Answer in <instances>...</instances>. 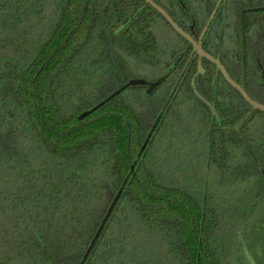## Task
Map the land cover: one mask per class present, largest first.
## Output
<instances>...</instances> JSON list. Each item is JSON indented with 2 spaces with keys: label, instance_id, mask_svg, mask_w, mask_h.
I'll return each mask as SVG.
<instances>
[{
  "label": "trees",
  "instance_id": "1",
  "mask_svg": "<svg viewBox=\"0 0 264 264\" xmlns=\"http://www.w3.org/2000/svg\"><path fill=\"white\" fill-rule=\"evenodd\" d=\"M152 1L187 34L218 2ZM224 4L239 20L264 0ZM248 22L245 90L264 106V11ZM210 37L239 84V31ZM186 46L144 0H0V264H79L120 189L83 264H264V113L235 132L249 105L205 59L192 89L195 57L142 150L190 52L149 103L144 87L112 96Z\"/></svg>",
  "mask_w": 264,
  "mask_h": 264
},
{
  "label": "water",
  "instance_id": "2",
  "mask_svg": "<svg viewBox=\"0 0 264 264\" xmlns=\"http://www.w3.org/2000/svg\"><path fill=\"white\" fill-rule=\"evenodd\" d=\"M145 3H147L150 7H152L155 11H157L164 19L165 21L170 25V27L178 34L180 35L183 39H185L188 43L187 47L185 48V50L181 53H179L178 55H176V57L173 59L172 65L171 67L163 74L162 77H160V79H158L156 82L153 83H148L144 80L141 79H134L131 80L127 85H125L124 87H122L119 91H117L114 95H117L119 92H121L122 90H124L125 88L131 86V87H144V86H148V90L147 92H151L153 91L156 87H158V85L162 82V80L169 74L170 70H172L173 67H175L179 61L181 60V58L183 57V55L189 50V48L192 49L193 53H196L200 58H204L207 61H209L210 63H212L216 69L219 71V73L221 74V76L223 77V79L225 80V82L234 90H236L240 96L243 98L244 102L247 103L249 105V111L248 113L240 120L238 121V123L235 125L234 127V131L238 132L241 127L244 125V123L250 118V116L252 115V113L254 111H261L264 113V106L260 105L256 102H254L252 99H250V97L248 96V94L246 93L245 90V30L248 27V13L251 12H260V11H264V7L261 8H255V9H248V10H241L240 12V72H241V81L240 84H237L236 82H234L228 75L227 71L225 70V68L220 64V62L218 60H216L215 58H213L212 56L206 54L203 50H202V39L210 25V23L212 22L217 10L219 9V7L221 6V4L223 3L224 0H218L213 13L211 14L209 21L207 22V24L205 25V27L203 28L202 33L200 34V36L198 38H196L195 40H193L187 33H185L184 31H182L175 23L174 21L169 17V15L163 10L161 9L159 6H157L152 0H144ZM197 70H198V74L203 75L204 74V70L201 67V64L198 63L197 65ZM185 72V68L181 71L180 75L178 76V78L176 79V81L174 82V84L172 85L171 91L169 92L168 96L165 99V102L163 103L160 113L158 114L154 124L151 127L150 132L148 133L147 139L143 144L142 150L145 148L147 142L149 141L150 137L152 136V132L155 129L156 125L158 124L162 114L164 113V111L166 110V108L168 107L175 90L177 89L179 82L183 76ZM197 95V94H196ZM198 96V95H197ZM199 97V96H198ZM211 110L212 114L216 117V113L214 108L205 100H202ZM87 113H84L82 115V117L86 116ZM123 188V187H122ZM121 190L117 193V195L115 196L113 202L111 203L105 217L103 218L98 230L96 231L88 249L86 250L82 260L80 261L79 264H83L89 254V252L91 251L95 241L97 240L100 232L103 229V226L106 222V220L108 219V216L110 215L113 207L115 206L120 194H121Z\"/></svg>",
  "mask_w": 264,
  "mask_h": 264
},
{
  "label": "flooded vegetation",
  "instance_id": "3",
  "mask_svg": "<svg viewBox=\"0 0 264 264\" xmlns=\"http://www.w3.org/2000/svg\"><path fill=\"white\" fill-rule=\"evenodd\" d=\"M217 4V3H216ZM216 6V5H215ZM225 6V4H224V1H223V3L221 4V6L219 7V9L217 10V12H216V14H215V16H214V18H213V20H212V22L210 23V25H209V27H208V29H207V31H206V33H205V35H204V37H203V39H202V50H203V41H204V39H205V37L207 36V35H211V39H213V41H215V40H217V39H219V41H226V42H230L231 40H232V38L234 39L235 38V36H236V30H238L239 31V37H240V15H239V20L237 19V17H236V19H235V15H234V13H233V11L232 10H228L227 12L225 11V10H223V7ZM215 8V7H214ZM222 9V10H221ZM213 11H214V9H213ZM213 11L211 12V14L213 13ZM241 12V11H240ZM211 14H210V16H211ZM217 15H221L220 16V18L219 19H217L216 20V18H217ZM248 15V14H247ZM210 16H209V18H210ZM209 18H208V21H209ZM207 21V22H208ZM207 22L205 23V25L207 24ZM216 23V25H217V28H216V30L212 33V34H210L212 31H210L209 32V30H210V28H212L214 25H215V23ZM212 23H214V25L212 24ZM228 24H232V27H230V29H228L226 26L228 25ZM248 24H249V22H248ZM205 25H204V27H205ZM212 25V26H211ZM193 26H194V24L190 27V29H189V36L193 39V40H195L196 38H198L199 36H200V34L202 33V31H203V28H202V30H201V32L199 33V34H197V32L194 30V28H193ZM238 27V28H237ZM247 29V28H246ZM246 31V30H245ZM187 45H188V43H187ZM187 47V46H186ZM204 51V50H203ZM253 52H252V54L253 55H256V53H255V51H254V49L252 50ZM187 52H190L189 53V55H188V57H187V60H186V63H185V65H184V67L181 69V71L185 68V72L187 71V69L189 68V66H190V64L192 63V61L193 60H195V57H197V64H196V71H195V73L193 74V78L191 79V81H190V86H191V88L192 89H194V87H195V79L198 77V76H204L205 75V71H204V74L203 75H201V74H198V70H197V65H198V63H200L201 64V59H204V58H200L196 53H193L192 52V49L191 48H189V50L187 51ZM186 52V53H187ZM205 52V51H204ZM206 53V52H205ZM206 54H208V53H206ZM208 55H210V54H208ZM210 56H212V55H210ZM213 57V56H212ZM214 58V57H213ZM182 59V58H181ZM206 60V59H205ZM217 60V59H216ZM207 61V60H206ZM209 62V61H208ZM210 63V62H209ZM212 64V63H211ZM221 64V63H220ZM222 65V64H221ZM223 66V65H222ZM201 67H202V64H201ZM203 69V68H202ZM260 69H262V68H260ZM204 70V69H203ZM181 71H179V74H178V76L180 75V73H181ZM185 72H184V74H185ZM183 74V75H184ZM178 76H177V78H178ZM183 77V76H182ZM176 78V79H177ZM176 79H175V81H176ZM182 79V78H181ZM174 81V82H175ZM181 81V80H180ZM241 81V80H240ZM147 82V81H146ZM261 86L264 88V70L262 69L261 70ZM148 83H153L152 81H149ZM180 83V82H179ZM174 84V83H173ZM172 84V85H173ZM240 84V83H239ZM172 85H171V88H172ZM144 93H145V96L147 97L146 98V102L147 103H149V100H150V96H151V94L154 92V90L157 88H155L153 91H151V92H147V90H148V86H144ZM254 89V87L251 89V90H253ZM171 91V90H170ZM169 94V93H168ZM195 94H197L196 92H195ZM168 96V95H167ZM166 96V97H167ZM166 99V98H165ZM251 99V98H250ZM164 102H165V100H164ZM163 102V103H164ZM203 102V101H202ZM255 102V101H254ZM156 104L158 103V100L155 102ZM163 103H162V105H163ZM204 103V102H203ZM170 104V103H169ZM205 104V103H204ZM210 104V103H209ZM162 105H161V107H162ZM206 105V104H205ZM212 107H213V105L212 104H210ZM169 106V105H168ZM161 107H160V109H159V112H158V114L160 113V110H161ZM206 107L210 110V108L206 105ZM166 109H168V107L166 108ZM166 111V110H165ZM164 111V112H165ZM211 111V110H210ZM212 113V112H211ZM216 113V112H215ZM158 114H157V116H158ZM164 114V113H163ZM162 114V115H163ZM213 115V114H212ZM157 116H156V118H157ZM214 116V115H213ZM215 117V116H214ZM156 118H155V120H156ZM161 118H162V116H161ZM160 118V119H161ZM155 120H154V122H155ZM160 121V120H159ZM154 122H153V124H154ZM159 123V122H158ZM152 124V125H153ZM152 127V126H151ZM156 127H157V125H156ZM150 130H151V128H150ZM155 130V129H154ZM154 130H153V132H154ZM153 132H152V134H153Z\"/></svg>",
  "mask_w": 264,
  "mask_h": 264
},
{
  "label": "rangeland",
  "instance_id": "4",
  "mask_svg": "<svg viewBox=\"0 0 264 264\" xmlns=\"http://www.w3.org/2000/svg\"><path fill=\"white\" fill-rule=\"evenodd\" d=\"M146 105H148L147 103H146ZM197 109V108H196ZM149 133V132H148ZM148 133L146 134V136H145V139H144V142L146 141V139H147V136H148ZM144 144V143H143ZM153 146V145H152ZM150 151H152V150H150ZM249 264V263H248Z\"/></svg>",
  "mask_w": 264,
  "mask_h": 264
}]
</instances>
